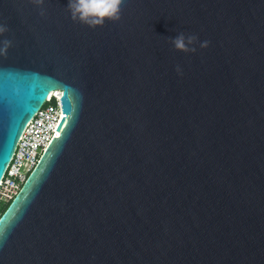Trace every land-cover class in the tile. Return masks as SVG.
Instances as JSON below:
<instances>
[{"label":"water","instance_id":"95a60500","mask_svg":"<svg viewBox=\"0 0 264 264\" xmlns=\"http://www.w3.org/2000/svg\"><path fill=\"white\" fill-rule=\"evenodd\" d=\"M68 2L0 0V179L53 90L63 113L0 264H264V0H124L94 29Z\"/></svg>","mask_w":264,"mask_h":264},{"label":"built area","instance_id":"2783aa9c","mask_svg":"<svg viewBox=\"0 0 264 264\" xmlns=\"http://www.w3.org/2000/svg\"><path fill=\"white\" fill-rule=\"evenodd\" d=\"M60 93V90L50 92L20 133L0 179V192L4 196L11 197L19 189L61 120Z\"/></svg>","mask_w":264,"mask_h":264},{"label":"clouds","instance_id":"9594fccd","mask_svg":"<svg viewBox=\"0 0 264 264\" xmlns=\"http://www.w3.org/2000/svg\"><path fill=\"white\" fill-rule=\"evenodd\" d=\"M31 2L40 8V15H45V9L42 7L44 0H31ZM124 0H69L66 9L70 13L73 22L87 25L90 28L102 26L105 20L118 21L120 19L121 7ZM9 31L6 24H0V36ZM170 42L174 49L184 53H195V45L199 43L200 48H206L208 41L200 42L195 34H185L180 32L175 37H170ZM13 45L12 40H0V56H7L8 49ZM178 74L182 75V69L176 66ZM6 238V237H5Z\"/></svg>","mask_w":264,"mask_h":264},{"label":"trees","instance_id":"16d2710c","mask_svg":"<svg viewBox=\"0 0 264 264\" xmlns=\"http://www.w3.org/2000/svg\"><path fill=\"white\" fill-rule=\"evenodd\" d=\"M12 197L13 196H11V197L4 196L2 194V192H0V214L6 208V206L9 204Z\"/></svg>","mask_w":264,"mask_h":264},{"label":"bare ground","instance_id":"6f19581e","mask_svg":"<svg viewBox=\"0 0 264 264\" xmlns=\"http://www.w3.org/2000/svg\"><path fill=\"white\" fill-rule=\"evenodd\" d=\"M55 93H58V92H55Z\"/></svg>","mask_w":264,"mask_h":264}]
</instances>
